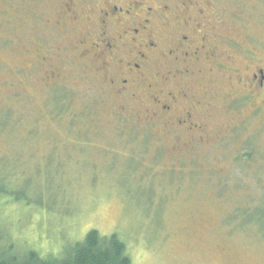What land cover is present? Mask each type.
<instances>
[{"label":"rangeland","instance_id":"1","mask_svg":"<svg viewBox=\"0 0 264 264\" xmlns=\"http://www.w3.org/2000/svg\"><path fill=\"white\" fill-rule=\"evenodd\" d=\"M191 1L189 16L199 22L210 8L244 50L228 49L230 68L194 87L202 104L192 122L203 131L179 130L176 140L147 118L148 93L113 96L106 78L116 70L99 73L80 57L94 4L0 0V230L9 243L55 257L96 230L117 235L132 264H264V117L237 84L248 51L264 58V0ZM191 141L195 149L182 146Z\"/></svg>","mask_w":264,"mask_h":264},{"label":"flooded vegetation","instance_id":"2","mask_svg":"<svg viewBox=\"0 0 264 264\" xmlns=\"http://www.w3.org/2000/svg\"><path fill=\"white\" fill-rule=\"evenodd\" d=\"M69 1L68 10L76 1L84 8L94 4L98 22L89 34V48L80 57L94 58L99 73L116 70L106 78L113 96H129L134 90L131 100L141 102L140 90L148 93L155 108L146 111L147 118L164 121L162 134L166 139L175 133L174 139L181 140L176 132L179 130L185 131L186 137H191L195 129L203 131L202 126L192 122L202 104L198 86L203 82L212 86L208 73L230 68L228 49L239 53L244 50L241 43L224 36L215 20L209 19L210 8L199 11L200 16L207 14L197 22L199 18L189 16L194 7L190 6L191 0H171L167 4L165 0ZM178 11H184L183 15ZM180 20L185 21L182 33L178 31ZM85 40L80 44L84 46ZM248 53L253 54L250 65L246 74L239 75L237 84L242 92H248L254 110L264 117V58L254 51ZM52 78L56 73H49ZM189 123L191 126L185 129ZM194 144L191 141L182 146L191 150Z\"/></svg>","mask_w":264,"mask_h":264},{"label":"trees","instance_id":"3","mask_svg":"<svg viewBox=\"0 0 264 264\" xmlns=\"http://www.w3.org/2000/svg\"><path fill=\"white\" fill-rule=\"evenodd\" d=\"M263 211L264 206L259 213L264 220ZM253 215H249L248 219H253ZM4 237L0 230V264H132L125 244L115 234L102 236L92 230L81 242L55 257H43L33 249L20 250Z\"/></svg>","mask_w":264,"mask_h":264}]
</instances>
